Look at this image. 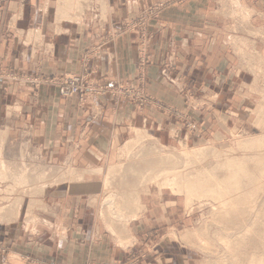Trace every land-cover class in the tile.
I'll return each mask as SVG.
<instances>
[{"label":"crops","instance_id":"1","mask_svg":"<svg viewBox=\"0 0 264 264\" xmlns=\"http://www.w3.org/2000/svg\"><path fill=\"white\" fill-rule=\"evenodd\" d=\"M164 1L106 0L104 5L101 0L100 11L107 8L99 18L92 11L67 20L58 19V0H0V71L20 79L0 78L6 151L24 145L48 166L85 172L81 179L75 173L71 181L44 187L38 198L24 197L15 218L0 215V242L13 255L12 263H121L124 253L115 246L108 221L97 212L105 176L89 170L106 172L117 164L120 149L137 130L161 144L179 140L195 147L225 144L243 129L248 117L241 112L240 98L246 83L235 61L232 24L233 19H252V34L238 33L248 48L254 47L243 53L264 62V0H191L167 6L160 18L148 23L150 42L144 51L138 35L126 32L123 24ZM235 1L240 2L238 10ZM90 49L95 53L85 69ZM145 57L150 62L146 91L165 112L109 97L82 103L77 97H62L57 86L35 88L26 80L89 70L102 83H135L139 61ZM166 192L152 187L141 194L143 210L127 225L134 241H147L158 224L165 227L179 219L171 215L175 204L186 209L183 198ZM0 264H8L4 254Z\"/></svg>","mask_w":264,"mask_h":264},{"label":"bare ground","instance_id":"2","mask_svg":"<svg viewBox=\"0 0 264 264\" xmlns=\"http://www.w3.org/2000/svg\"><path fill=\"white\" fill-rule=\"evenodd\" d=\"M60 1H61L60 3L61 5H64V6L67 5V6L66 8L62 7L63 8L62 10L64 11H61V10L58 11V19H65L66 17L69 19H73L74 17L77 16L76 15L78 13L77 8L81 5V3L79 2H81L82 0H60ZM104 1L106 2V0ZM235 3L236 5L237 4L239 5L240 2L235 1ZM106 8L107 6L105 7V9ZM263 119H264V114L259 119V122H260L259 125L261 126H264ZM2 133H0V183L1 184L3 182L8 183V184L11 183L9 185L7 184V186H11L13 189L12 191L8 189L3 192H14L15 191L14 193H16L18 192L17 190L19 189L20 193L27 192V194L29 195L30 191H33V189L36 190L38 188V187L36 188L33 186L36 183L40 184L42 182H48L49 184H51L50 181L52 180V178L50 177L52 176H50V174L52 172L46 173V171L43 169H41L40 171L38 169L31 171L28 168V166L24 164L25 165L24 168H20L21 171H18L16 173L13 172L11 165L6 162V159L3 157V154H2V151L4 149L3 143L5 142V140L3 142L2 138L4 137V134ZM150 140L159 143L158 141H155V138L153 136L147 134V132L137 130V137L134 139V142L130 141V144L128 143V145H126V147L123 148L121 151L122 159H126L127 161L119 160L118 164H114L110 166L106 172L103 169L89 170L91 174H95V175L104 174L105 176L104 193L106 192L108 193L103 198V201L101 203V208L104 211V212L102 211V213L104 215L106 214L107 216L106 221H108L107 223H108L109 231H111V233L115 236V238H117V241L122 246L126 242H131L133 237L131 238L129 236L130 239H128L127 238L128 235L127 237L125 236L127 225L130 223V221H133V219H135L137 215L141 214L143 210L144 205L141 200V194L143 195L144 193H148L151 186L155 185L159 187L161 191L168 189L173 194H176V195L184 194V196L186 197L185 199H186L187 207H190L193 204L194 200H197V199L202 200V199L211 198L216 202L221 201L222 204L224 205H220V204L219 205L221 206L222 209H224V211H225V207H227V210L224 212L226 216H232V214L233 216H236L237 214H240L241 215L240 217L245 216L244 221L250 226L248 227L245 226L247 227V229H245L246 230L245 233L247 234L245 235L241 232L245 236L240 237L241 235L240 234L238 236L239 238L237 239V241H235L237 237L234 236L235 239H233L232 237V240H234L235 243L237 244L236 246L237 248L235 247H232V248H235L237 253L232 252V250L231 252L233 254L230 255L231 252H227V253H229L231 258H233L232 255L238 254L239 243L241 242V244H244L242 245L243 247L241 246L242 248H244V246H246L244 242L247 241L249 235L252 236L251 234L254 231H256L257 226L261 225V223L263 222L262 219H258V218H262L260 216L264 215L263 214L264 211L263 212L260 211L262 207L264 206V200L260 202L259 200H261L262 198L259 199L258 194H261L264 191L263 190L264 188V182H263L264 181V135L259 136V137H251V138L248 137V138L239 139V147L241 150L245 151L244 155H240L238 153L240 156H237L234 151L231 152V149L226 154L225 152H221V153L216 152L214 148H199V149L193 148L194 150L192 149L188 150L190 148L188 143H185L184 145L186 148L183 151L184 153L179 154L177 152L178 153L177 154L175 153V151L172 152L171 148H168L161 144H159L160 147L151 146L152 144L146 145L145 143H147ZM137 146L141 147V149L138 151H135V147ZM132 156H135V157L132 158ZM138 170H140V172ZM75 173L77 174L78 171L76 172L73 170H68L67 172L66 170V175L64 174L63 175L64 177L62 178L64 181H71L75 176L80 175L79 179H81V174L85 172L82 171L78 173L77 175ZM122 173L130 174V176L121 175ZM146 175H150V176L146 177ZM13 176L15 177L14 179H13ZM12 181L14 182L15 186H13ZM115 182L116 184L119 183V186L115 185ZM123 182L128 183V184H125V183L123 184ZM128 186H130L131 188V189L129 188L130 191L127 190ZM15 187H17L16 190H14ZM28 189H29V193L27 191ZM119 190L121 191V193L116 192ZM39 191L40 190H36V192H39ZM32 195H34V193ZM21 197L16 198L15 202H13V204L11 205L12 208H8L9 206H6V204L3 205L1 202L2 200H0V215L5 216L6 213L9 214L11 217L16 215L22 204V201H23L22 198H24V197L22 198ZM5 199L8 201L7 197ZM36 202L38 203L39 201H36ZM31 204H32L31 206H33L34 203H31ZM220 206L218 207L220 208ZM239 208H241L242 210L241 212L237 211V209ZM255 209L257 210L256 212L254 211ZM213 211L215 212L217 210H213ZM251 217H252L251 223L249 224ZM12 218H15V217H12ZM215 219H216V216H215ZM120 223H123L122 228H121V231L123 232L120 231V234H118L117 230L120 227L117 229L114 227V225L120 226ZM246 223L245 225H247ZM231 224L232 225L237 224L238 229L239 227L243 226V225L239 226L241 225V223L234 222L233 220L229 221L228 223V225H231ZM261 236H262L261 234L259 236V231H258V234L256 233L253 234L254 239H256L255 237H257V239L259 237V239H262L260 241H264V235L262 236V238ZM224 240H226V238ZM234 241H231L228 243H230L231 245V243L232 242L234 243ZM225 244L227 245L226 242ZM262 245L264 246V243ZM229 246H228V249L230 251L231 247ZM239 251L240 253L238 255L241 256L245 254V253L242 254L241 250ZM245 255H246L245 258L248 259L247 254ZM257 255L255 254V256L253 257L256 258ZM263 256L264 255L260 256V258L262 257L261 258L262 260L264 259ZM257 259L258 258H256V260ZM262 260L257 262V261H254L253 258L252 260L248 259V261H251L252 263L255 262V264L256 263L264 264V261Z\"/></svg>","mask_w":264,"mask_h":264},{"label":"rangeland","instance_id":"3","mask_svg":"<svg viewBox=\"0 0 264 264\" xmlns=\"http://www.w3.org/2000/svg\"><path fill=\"white\" fill-rule=\"evenodd\" d=\"M94 1L95 0H82L81 2H79V3H81V5L77 8L79 13H77L76 14L77 16L74 17L73 19H67V20L81 19L83 16L86 15V13L92 12V11H95L96 14L98 15V18H99V15H101V13L105 11V9H104L105 7L102 6L103 11H100L101 10V0H97V1H99V4H97V5L94 4ZM171 1H173V0H167L164 2H159L155 5H153L148 11H146L145 13H142L138 17L134 18V20L143 18L148 12H150L152 9L158 7L161 4H166L168 7H172V6L177 7V6H182L191 0H183V1L177 0L176 2H174L172 4L170 3ZM60 3H61V1L58 0V11H60V10L64 11V10H62L63 9L62 7L66 8L67 5L64 6V5H61ZM104 5H105V1H104ZM234 5L236 6L235 8H238V6H237L238 4L236 5V3L234 2ZM165 8H163V9H165ZM238 9H236V10H238ZM160 12H159L158 18H160ZM234 17H238L237 12H236V14H234ZM158 18H150L149 22L153 19H158ZM233 20H236L232 24V30H233L232 36H233V38L231 39L233 42V45L236 46V47L234 46V49H236V53H235L236 55H234V56L237 59L235 61L237 63V68L238 67L241 68V69H238L239 70L238 73L241 77H243V80L246 83L245 88L242 89L243 96L240 98V104H241L240 109H241V112H243L248 117L247 121L246 122L242 121V122H244L243 129L238 133H233L232 137L225 144L220 143L218 145V144L209 143V144L199 145V146H195V147L190 145L189 146L190 148L188 150H191V149L194 150V149H199V148H214L216 152H219V153L225 152V154H226L231 149V152L234 151L237 156H240V155H244L245 151L240 149L239 139L248 138V137L249 138L259 137V136L264 135V126L259 125V123H260L259 119L264 114V66H263L264 62L260 61L261 58L259 56L257 57V56L252 55V54L246 55L245 53H243L244 51L247 52V50H248V52H252L253 51L252 48H254V47L249 46V48H248L246 41L241 40L238 33L242 32L245 34V33H247L246 31H248V33H251L252 28L251 27L249 28L248 25H250V22L252 19H248V20H246V19L245 20L244 19H233ZM131 21H133V20H131ZM126 23H128V21H126L123 25H125ZM148 23H147V28H148ZM147 28H146V31H147ZM146 35L148 36V41H147V48H148L150 39H149V35L148 34H146ZM237 37H239V39H234ZM249 40H252V39L249 38ZM246 47H247V50H246ZM147 58L148 57L144 58V63L146 62L144 64L145 65L144 66L145 79L143 80V82L140 80V82L143 84V91L147 95L148 99L152 100V102H148L147 105H145L144 107L143 106H141V107H143V108L151 107V109L152 108H154L156 110L160 109L158 111L165 112L166 110L161 108L160 106H158L157 103L153 100V98L151 96L148 95V93L146 91V85H147V81H148L147 70H148V65L150 64V62L148 61ZM139 63H140V65L138 68V72H139V69L142 65V60H140ZM136 83H137V85L140 84L138 77L135 80L134 84H136ZM214 97H216V96H214ZM217 98H218V96H217ZM233 100L236 101L235 99H233ZM263 120H262V122H263ZM0 133L4 134V137L2 138L3 142L5 140V142L3 143L4 149L2 151L3 157L6 159L7 163L11 164V168H12L14 173L21 171L20 168H24V166H25L24 164H26L31 171L35 170V169H38L40 171L41 169H43L46 171V173L52 172V174H53V176L50 177V178H52V180L50 181L51 184H49L48 182H42L40 184L36 183L33 186L36 188L38 187L36 190H40V191L36 192V190L33 189V191H30V193H31L30 194L29 189H28L27 191H28L29 195L27 194V192L20 193L19 189L17 190L18 192H16V193H14L15 191L14 192H3V191L8 190V189L12 191L13 189L11 186H7L8 183H4V182L2 184L0 183V192L2 193V194L0 193V197L2 196L0 198V200H2L1 202L3 205L6 204V206H9L8 208H12L11 205L13 204V202H15L16 198H20L21 196L22 197H28V198L29 197H35V196L37 197L40 194H42L41 192H42V189L44 187L49 186V185H53V184L55 186H59L62 184V181L64 183V180L62 177H64L63 176L64 174L66 175L67 166L66 167H55V168L52 166H48L42 161L40 156H37L33 152H28L24 148L25 147L24 145L23 146L19 145L18 148L13 152H7L6 150H7V146H8V136H7L6 130L0 128ZM136 137H137V133L134 137L130 138L126 143H124V145L122 146V148L120 149V151L118 153V157H117V161H116L117 164H118V160L127 161L126 159H122L121 151L123 148L126 147V145H128V143L130 144V141L134 142V139ZM152 140H154V139H152ZM155 141H157V140H155ZM145 144L146 145L152 144L151 146H159V144H161V143H157V142L150 140ZM161 145L166 146L168 148H171L172 152L175 151V153L178 152L179 154L184 153L183 151L186 149L184 146L185 144L182 145L179 142V140L176 141L172 145H165L164 143ZM140 149H141V147H138V146L135 147V151H138ZM134 157L135 156H132V158H134ZM118 158H120V159H118ZM34 166H41V167L40 168H38V167L32 168ZM138 171L140 172V170H138ZM121 175H124V176L129 175L130 176V174H124V173H122ZM149 176L150 175H146V177H149ZM14 178L15 177L13 176V179ZM59 183H61V184H59ZM124 183L125 182H123V184ZM9 184H11V183H9ZM12 184H13V186H15L13 181H12ZM120 184H122V183H120ZM125 184H128V183H125ZM115 185L119 186V183L116 184V182H115ZM112 186H114V185H112ZM152 187H154V190L158 191L159 187H157L155 185H152L151 188ZM16 188L17 187H15L14 190H16ZM129 188H130V186H128V189H127L128 191H130V189H131V188L130 189ZM263 190H264V188H263ZM165 191H167L166 193H168L169 195H172L173 197L179 196L180 198H183L184 199L183 201L186 202V199H185L186 197L184 196V194L183 195H176V194H173L168 189ZM116 192L121 193L120 190L116 191ZM33 193H34V195H32ZM107 193L108 192L104 193L103 196L105 197V195H107ZM259 193H261V192H259ZM25 194H27V195H25ZM261 194H258V198L259 199L262 198L261 200H259L260 202H262L264 200V191ZM167 195H165V196L167 198H170V196L169 195L167 196ZM12 196H14V197H12ZM6 197L8 198V201L5 199ZM9 197H11V198H9ZM255 198H257V197H255ZM22 199L24 200V198H22ZM210 199L211 198L202 199V200H200V199L194 200L193 204L191 205L192 207L191 206L187 207V205H186V209L183 207V205H181L182 206L181 208H175L179 205V203L175 204V206H173L174 210H172V211L170 210L171 215L173 217H175L177 215L180 220L176 219L170 225H166L165 227L163 224H158L157 230H154V231H151L150 233H148L149 236H148L147 241H144V239H138V242H137V241H134V239H132L131 242H126L127 244L125 243L122 246L119 242H117V238H115V236L112 234L114 237L113 241H114L115 246L117 248H119L124 253V259L122 260V262L121 263H114V264H240V263L241 264H255V262L252 263L251 261H248V259L252 260V258L254 259V261H257V262L261 261L262 257L260 258V256L264 255V252H263L264 246L262 245L264 243V241H260L262 239H259V237H258V239H257V237H255L256 239H254L253 234H255V233L258 234V231H259V236H260V234L262 236L264 235V225H263L264 224V215L260 216L262 218H258V219H262L263 222L261 223V225L257 226V228H256L257 232L252 231L253 233L252 232H251L252 234L250 233L252 236L249 235V237H251V238L248 237L249 240L247 239V241L244 242L246 244V246H244V248H242L243 247L242 245H244V244H241V242L239 243L238 254L240 253L239 250H241L242 254H244V253L247 254L248 259L245 258L246 257L245 254L241 255V256L238 254H237L238 255L237 256L235 254L236 256L232 255L233 258H231L230 255L233 254L232 252L235 253L236 252L235 248H237L236 247L237 244L235 243V241H237V239L239 238L238 236L240 234H241L240 237L245 236L247 234V233H245V231H246L245 229H247V227L250 225H248L244 221L245 216L240 217L241 216L240 214H237L236 216H233V214H232V216H226L224 214V212L227 210V207H225V211H224V209H222L220 206V205H224V204H222L221 201H220L221 202L220 203V202L214 201L213 199H211V200ZM22 203H23V201H22ZM218 206H220V208ZM263 208H264V206L262 207V209ZM260 209H261V207H260ZM262 209L260 210L261 212L264 211V209L263 210ZM213 210H217V211L214 212ZM102 211H103L102 208H100V206L98 205L97 206V212L99 213L100 217H103V218H105L104 220H106L107 216H106V214L104 215L102 213ZM237 211L241 212L242 210H241V208H239V209H237ZM254 211L256 212L257 210L255 209ZM214 215L216 216V219H215ZM234 217H236V218H234ZM228 218L233 220L234 222H240L241 225H239V226H242V225L243 226L239 227V229H238V226H237L238 223L233 224V225L232 224L228 225L229 221H231ZM251 219H252V217L250 218L249 224L251 223ZM105 222H107V221H105ZM245 223L247 225H245ZM122 225H123V223H120V226H119L120 228L117 230L118 234H120ZM115 226H117V225H115ZM245 226H247V227H245ZM127 230H128V228H127ZM127 230L125 231V236L127 237V235H128L127 238L130 239V237L132 238V235H131L132 233L130 234V232ZM121 232H123V231H121ZM241 232L245 235H243ZM234 236L237 237L235 241L232 240V237H233V239H235ZM262 236H261V238H262ZM222 238H224V239L226 238V240H224ZM231 241H234V243L232 242L233 244L231 243V245H230V243H228V242H231ZM225 242L227 243L228 246L230 245L229 247H231V248L235 247V248H232V249L230 248V251H229L228 246L225 244ZM0 243L3 245L2 242H0ZM233 249H235V250H233ZM231 250H232V252H231ZM227 252H231L230 255ZM257 253H258V255H257ZM0 254L5 255V257L8 259V264H23L22 262H17L15 260H14V263H12L13 261H11V260L13 259V255H10V252L9 253L8 252L7 253L0 252ZM255 254L257 255L256 258H258L259 260L258 259L256 260V258L253 257V256H255ZM249 256H250V258L252 256V258L250 259ZM263 258H264V256H263ZM262 261H264V259Z\"/></svg>","mask_w":264,"mask_h":264},{"label":"built area","instance_id":"4","mask_svg":"<svg viewBox=\"0 0 264 264\" xmlns=\"http://www.w3.org/2000/svg\"><path fill=\"white\" fill-rule=\"evenodd\" d=\"M177 0H173L170 3H174ZM183 1V0H182ZM170 5V4H169ZM167 7L166 4H161L158 7L152 9L143 18L130 21L124 25V30L128 33H135L138 35L142 49H147L148 36L146 28L150 18H158L159 12ZM140 36V37H139ZM95 50L90 49L85 56L84 62L87 67L88 60L92 58ZM146 63V62H145ZM144 59L138 72L139 85L134 83L119 82V83H102L95 80L92 77V72L86 70L82 75L69 74L60 78H44L43 76L28 77L26 80L35 88H40L42 85L57 86L60 91V95L64 98L77 97L82 103H86L91 98L109 97L113 102L130 101L137 105L145 106L149 100L145 92L143 91V82L145 79L144 71ZM166 73H164L165 75ZM0 78L7 79L8 81H19V77L14 73H7L6 71H0ZM0 252L7 253V249L0 243Z\"/></svg>","mask_w":264,"mask_h":264}]
</instances>
